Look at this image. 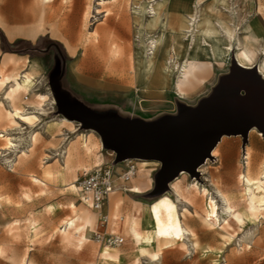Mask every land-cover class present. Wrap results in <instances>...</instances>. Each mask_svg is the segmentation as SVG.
Returning <instances> with one entry per match:
<instances>
[{"label": "rangeland", "instance_id": "obj_1", "mask_svg": "<svg viewBox=\"0 0 264 264\" xmlns=\"http://www.w3.org/2000/svg\"><path fill=\"white\" fill-rule=\"evenodd\" d=\"M150 1L54 0L52 3H43V0H0V30L12 46L18 41L25 42L16 50L31 49L40 38L48 37L60 42L68 55L65 76L59 81L61 70H57L52 76L49 74L53 61L35 53L30 55L5 52L1 48L0 37L1 70H4L5 75L20 74V82L29 92L27 96L32 93L47 96L44 102L26 105L27 112L38 117L39 121L35 125L20 122V127L11 128L7 123L0 124V135H5L4 138L0 137V248L14 251L10 256L0 255V264H264V214L259 215L257 221L249 226H225V220L230 217L225 213L222 200L214 188L217 186L228 194L233 193L237 199H241L244 191L254 189V182L264 191V132L258 126H254L246 138L243 134L223 135L216 145H219V150L222 148L219 156H211L194 171L185 169L186 175H181L180 171L173 178H179L184 187L189 183L199 182L203 189L216 197L220 207V220L214 228H207L194 215L196 211L201 215L206 211V199L200 194L197 195L193 207L179 202L174 194H167L156 200L171 192V181L161 193H155L154 190L135 196L124 189L118 190L111 197L112 206L107 209V205L104 213L109 215L110 231L125 238L122 246L110 247L112 251L122 252L123 258L120 261L101 258V251L108 246H101L92 239L101 213L87 207L80 192L69 190L68 184L78 180L84 170L96 167L95 156L101 158V166L113 164L117 171L120 167L124 168L130 160L118 162L117 153L104 146L96 129L84 127L81 118L86 119L87 114L93 112L100 118L117 121L119 133L129 148L133 146L130 143L137 146L145 141L158 145L170 140L185 139V126L193 122L194 114L221 100L215 98L226 86L225 76L230 75L235 86L226 88L221 95L223 98L231 93L238 97L245 96L246 90L241 84L242 81L261 83L264 86V77L257 73L259 63L252 70H240L234 62V55L227 65H214L213 74L205 85L184 99L175 88L176 74L175 80L165 93H151L143 90L142 86L129 83L126 78L130 73L121 72L117 65L112 66L108 60H113L114 63L116 59H110L109 51L105 49L104 52V47L102 50L95 48L99 44L93 42V37L106 34L126 49L128 54L138 57L143 49L139 46V30L135 23L133 4L146 6ZM179 2L189 6L192 4V0H172L170 5L174 16ZM253 3V8L242 15L244 20L238 22L237 0H225L218 7V19L231 28H241L239 32L252 26V30L245 36L248 37L250 33L255 35L251 48L257 53L264 47V33L253 26L254 23L245 27L244 25L258 15L264 27V0H246L244 5L248 10ZM8 58L18 60V67L15 68V62H5ZM33 66L36 68L33 69ZM260 66L261 63L259 69ZM260 71L264 73V70ZM30 76V81L24 80ZM14 85L15 82H12L7 88L0 89V104L4 103L7 109L10 108L6 99L7 92ZM56 95L60 101L56 99ZM67 95L72 97V103L81 104L83 108L70 103ZM24 102L27 103L26 100ZM63 118L74 122L76 128L57 126ZM89 123L92 124L91 127L96 126L93 121L89 120ZM34 134L38 137L33 144L31 137ZM93 135L100 139L103 150L96 148L93 151L95 154L83 159L86 168L76 163L66 184L61 180H46L45 169L55 166L56 163L63 164V145L77 140L79 136L89 138ZM6 137L14 139L15 148L9 149ZM96 139L94 141L98 142ZM24 152L29 160L26 166L20 164ZM208 159L209 164L204 166ZM134 160L138 162V159ZM153 161L161 163L158 160ZM200 168H205V172H198ZM151 171L152 169L150 174ZM240 172L247 176L244 189L236 180ZM33 177L40 178L43 183L35 182ZM136 182L138 178L135 179L134 183ZM155 182L156 188V178ZM75 184L80 186L79 182ZM29 196L31 197L28 200ZM114 199L120 203L116 226L112 225ZM72 203L75 204V209ZM142 204H151L154 208L166 204L172 209L174 216L170 231L161 233L162 238L157 239V249L162 251L161 260L158 262H153L148 256H139L138 248L126 228H121L123 217L129 214L140 216L139 207ZM184 206L192 213L186 219L180 217ZM84 212L94 218L92 232L89 234V230L83 228L75 233L70 243H66L60 234L65 221L78 218ZM35 221L40 223L42 230L38 238L26 233L30 223ZM184 227L192 231L189 238H185L180 232ZM18 232L23 233L21 238H16ZM80 239L84 240L82 248L78 246Z\"/></svg>", "mask_w": 264, "mask_h": 264}, {"label": "bare ground", "instance_id": "obj_2", "mask_svg": "<svg viewBox=\"0 0 264 264\" xmlns=\"http://www.w3.org/2000/svg\"><path fill=\"white\" fill-rule=\"evenodd\" d=\"M53 1L54 0H43V3H52ZM171 2L172 0H151L146 6L138 5L137 3L133 4L134 16H136L135 23L139 30V46L143 49L142 54L138 57H135L132 53L128 54L126 49L106 34L93 37V42L99 44L95 45V48L102 50L104 47V52L106 50L109 51L110 59H116L114 63L113 60H108L112 66L117 65L121 72L130 73V76L126 78L129 83L133 82L136 86H142L143 90H147L151 93H165L175 80L174 76L176 74L175 88L179 96L184 99L190 93L205 85L213 74L214 65L219 67L227 65L232 55H234V62L237 63V68L247 71L256 68L259 62L254 66L252 65L256 62L259 54H261L263 59L260 69L262 71L264 70V47L260 48L257 53H254L251 45L255 42V35L250 33L248 37L245 36L252 30V26L248 28L245 27L243 31L239 32L238 30L241 28H231L220 19L215 20L218 10L213 4L207 5L203 0H192L190 6L179 2L174 16L173 8L170 5ZM107 15H109V12ZM253 26L264 33L263 28L258 24L257 20ZM243 34L244 36H241ZM8 59L9 60L5 62H15V68L18 67V60L14 58ZM210 59H213V61ZM259 65L260 63L257 67V73L264 77V74L259 69ZM5 67L7 66L5 65ZM34 68H36V66H33V69ZM229 76L230 75L224 77V84H226V86L215 99L220 98L226 88L233 87L234 83ZM0 77V89L7 88L12 82H15L14 87L9 89L6 97L10 103V108H5L4 103L0 104V124L7 123L11 128L20 127V122L31 126L35 125L38 117L28 113L26 105L35 102H44L47 96L45 97L37 93H32L30 96H27L29 92L20 82L21 75L18 73L5 75L4 70L0 68ZM31 79L32 76L26 77L24 80L28 82ZM24 100H26L27 103H25ZM57 126L62 128H76L74 122L65 118L61 119V121L57 123ZM0 137L4 138L5 135H0ZM37 137V134L31 137L33 144L36 143ZM96 138L95 135L89 138L79 136L77 140L69 141L70 143L63 145V164L60 163V165H57L56 163L55 166L45 169L44 176L46 180H61L66 184L69 179L68 175H71L72 171L75 169L76 163H79L82 168H86V163L82 162L83 159L94 153L93 151L96 148L103 150L100 139L97 138L98 142L94 141ZM5 139L7 140L9 149L16 147L13 138L6 137ZM216 148L212 151V157L219 156L222 151V148L220 150ZM25 154L24 152V158L20 160L22 166H26L29 163L28 157ZM95 158H97L96 167L101 166V158L96 156ZM209 161L210 159L207 160L204 166L208 165ZM138 163L139 177L138 182L134 184V189L138 194L135 195H140L139 193L143 191L140 185L142 180L151 181L150 170H154L161 166V163L157 161L138 160ZM204 169L200 168L198 172H203ZM118 171L120 172L121 169L119 168ZM186 174L187 172L185 171L181 173V175ZM246 177L247 176L243 172H240L236 177L237 183L242 189H244ZM32 179L37 183H43L40 178L33 177ZM76 181L78 182L79 179ZM120 181L122 180L116 178L115 183L121 184ZM75 182L68 184V187L72 192L78 193L80 192V186L76 185ZM130 186L128 189L133 193ZM214 188L222 200L225 213L230 217L229 220H225V226H249L257 221L259 215L264 214V191L259 189L258 184L255 182L254 189L252 188L248 192L244 191L241 199H237L236 195L233 193L228 194L224 192L217 186H214ZM169 189L171 192L160 196L156 200L167 194H174L179 202L184 203L186 206L189 205L193 207L197 195L200 194L206 199V211L204 215H201L197 211L194 215L201 219L207 228H214L215 224L219 222V203L216 197L210 195L208 193L209 191L207 192L199 185V182L195 181L184 187L179 178H177L170 182ZM30 197L31 196H29L28 200ZM118 202L119 201L116 202L115 199L113 200L115 206V212L112 216L114 221L112 224L113 226L117 225L116 222L119 219L117 215L119 214L120 203ZM1 206L0 202V209ZM86 206L89 207L88 205ZM186 206L183 207L180 216L184 219H186L188 215H192ZM73 208H76L75 204H73ZM139 211V217L130 214L125 218L123 217L121 228H126L128 235L138 248L139 256H148L153 262H158L161 260L162 251L157 249V239L162 238L161 233H168L170 231V223L174 217L172 209L166 204L158 205L155 208L152 207L151 204H142L139 207ZM37 221L31 222L29 226L27 225L28 228L26 229V233L33 235L35 238L40 237L42 234L40 223ZM65 222V226L60 230V234L66 243H70L71 240L74 239L75 233L81 231L83 228L89 230L90 234L93 230L95 221L91 214L84 212L80 214L78 218H70V220ZM180 232L185 238L192 236V231L187 227L181 228ZM22 235V232H18L16 238H21ZM83 241V239L78 240V246L80 248L84 245ZM13 252L12 249L0 248V255L2 256H10ZM101 258L111 261H120L123 258V254L120 250L112 251L110 246H108L101 251Z\"/></svg>", "mask_w": 264, "mask_h": 264}, {"label": "water", "instance_id": "obj_3", "mask_svg": "<svg viewBox=\"0 0 264 264\" xmlns=\"http://www.w3.org/2000/svg\"><path fill=\"white\" fill-rule=\"evenodd\" d=\"M241 84L246 90L245 96L232 93L225 98L221 96V100L194 114L193 122L185 126L186 136L182 141L170 140L158 145L145 141L137 146L130 143L133 146L129 148L119 133L117 121L100 118L91 111L86 119L81 120L84 127L96 129L104 146L117 153L118 162L127 159L160 161L162 169L156 175L155 193H161L178 172L194 171L211 157L223 135L243 134L246 138L254 126L264 132V86L252 81H242ZM56 99L60 101L57 95ZM72 104L83 108L81 104ZM89 120L96 126L91 127Z\"/></svg>", "mask_w": 264, "mask_h": 264}, {"label": "built area", "instance_id": "obj_4", "mask_svg": "<svg viewBox=\"0 0 264 264\" xmlns=\"http://www.w3.org/2000/svg\"><path fill=\"white\" fill-rule=\"evenodd\" d=\"M138 173L139 163L135 160L127 161L121 172H118L113 164H106L91 170H84L81 173L78 182L82 201L92 210L101 213L99 227L92 236L95 243L110 247H120L125 243L124 237L109 230L110 218L104 210L113 193L121 189L131 192L128 187ZM116 178L122 180L119 186L115 184Z\"/></svg>", "mask_w": 264, "mask_h": 264}, {"label": "trees", "instance_id": "obj_5", "mask_svg": "<svg viewBox=\"0 0 264 264\" xmlns=\"http://www.w3.org/2000/svg\"><path fill=\"white\" fill-rule=\"evenodd\" d=\"M0 37H1V48L5 52L30 54V55H33L34 53L38 54L39 56H42L46 60L53 61L51 67L49 68L50 76L55 74L57 70H61L60 77L58 78V80L60 81L62 80V78H64L66 73V60L68 59V55L64 46L60 42L51 40L48 37H42L34 47H31V49H28L26 51H19L16 50V48L24 44L25 43L24 41H18L17 43H15L14 46H12L9 40L7 39V37L5 36V34L1 30H0ZM67 96L71 100L72 97H70L69 95Z\"/></svg>", "mask_w": 264, "mask_h": 264}, {"label": "crops", "instance_id": "obj_6", "mask_svg": "<svg viewBox=\"0 0 264 264\" xmlns=\"http://www.w3.org/2000/svg\"><path fill=\"white\" fill-rule=\"evenodd\" d=\"M206 1V4L207 5H210V4H213L214 6H215V8L218 10V7H219V5L220 4H222V3H224L225 2V0H211V2L209 3V0H205ZM246 0H237V3H238V5H237V14H238V22H240L241 20H244V18L242 17V15L243 14H246L247 12H249V10H251L252 8H253V6H254V3H253V5L251 6V7H249V9L247 10V7L244 5V2H245ZM254 1V0H253ZM257 1H260V0H257ZM260 10H261V7H260ZM239 13H240V15H239ZM259 14V13H258ZM216 19L215 20H217L218 19V13H217V15H216ZM256 20H257V22H258V24L263 28V30H264V27H263V25L261 24V22H260V19H259V17H258V15L256 16V17H254L252 20H250L249 22H247L245 25H244V27L245 26H249V25H251L252 23H256ZM261 45H263V42L261 43ZM262 59H263V56L261 55V54H259V56L257 57V60H256V62L255 63H261V61H262ZM255 65V64H254ZM254 65H252V66H254ZM252 66H249V67H252ZM246 67H248V66H246ZM264 74V73H263ZM120 169L122 170L123 168L122 167H120ZM162 169V167L160 166V167H157L156 169H154V170H152L151 171V174H150V180H151V178H152V181H150V182H148L147 180H142L141 181V183H140V185H141V187L143 188V191H141V193H139L140 195H145V194H147V193H150V192H153L156 188H155V186H156V182H155V178H156V175L160 172V170ZM137 178H138V175H137ZM137 178H135V179H137ZM134 179V180H135ZM77 182V181H76ZM143 182V183H142ZM151 183V184H150ZM135 183H134V181L129 185L130 187H131V190L133 191V195L134 194H138L136 191H135V189H134V187H135V185H134ZM119 184L117 183L116 184V186H118ZM127 192V191H126ZM115 193H117V191L115 192ZM115 193H113L111 196H110V198H109V201H108V203H107V205H108V208L107 209H110V207L112 206L111 205V197L112 196H114L115 195ZM140 195H135V196H140ZM107 205H106V207H107ZM106 207H105V210H106ZM91 209V208H90ZM104 210V211H105ZM100 219V218H99ZM123 220V219H122ZM121 220V221H122ZM98 222H99V220H98ZM99 227V223H98V225H97V228ZM96 228V229H97ZM109 230H110V223H109Z\"/></svg>", "mask_w": 264, "mask_h": 264}]
</instances>
